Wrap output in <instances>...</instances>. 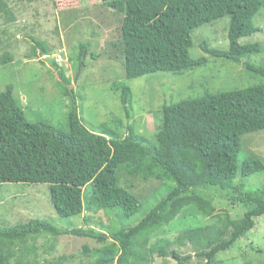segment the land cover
Segmentation results:
<instances>
[{"label": "trees", "instance_id": "1", "mask_svg": "<svg viewBox=\"0 0 264 264\" xmlns=\"http://www.w3.org/2000/svg\"><path fill=\"white\" fill-rule=\"evenodd\" d=\"M263 7L264 0H111L95 8L101 17L106 14L117 21L105 54L109 51L111 58L118 59L125 79L133 80L159 72L183 75L219 60L242 64L259 55V45L243 46L239 40L260 31L253 19ZM0 14L6 24L15 20L2 1ZM224 17L230 20L228 50L203 44L201 50L207 57L192 60V32ZM33 41L31 55L36 57L38 50L48 56V48ZM88 47V43L79 45L78 71L85 66ZM51 64L62 81L60 94L68 96L70 78L55 62ZM244 66L249 76L264 80V65ZM111 90L120 94L128 116L131 89L113 83ZM259 132H264V83L164 106L152 142L132 126L127 127L126 136L91 132L74 107L66 129L47 121L29 122L13 96V87L7 86L0 90V184L46 185L58 218L68 220L88 212L85 223H89L93 216L107 212L119 219L122 228L106 235L104 226L99 231L58 230L45 220L10 228L0 225V264H36L37 257L32 260L30 255L38 256V249L29 243L65 235L97 245L83 246L84 258L70 264H143L147 256L165 259L161 264H192L194 258L199 264H221L216 257L234 247L253 230L255 220L264 216V187L245 191L243 184L263 172L264 163L253 154L239 160L242 137ZM131 180L159 181L166 195L136 226L126 227L125 222L141 208L132 193L134 186L128 183ZM207 193L230 200L241 216L233 217L227 209L217 213ZM187 207L212 223L185 230L172 243L161 239L147 247L149 238ZM205 218H200L201 223ZM172 245L180 249L170 251ZM189 248L193 255L185 253Z\"/></svg>", "mask_w": 264, "mask_h": 264}, {"label": "rangeland", "instance_id": "2", "mask_svg": "<svg viewBox=\"0 0 264 264\" xmlns=\"http://www.w3.org/2000/svg\"><path fill=\"white\" fill-rule=\"evenodd\" d=\"M0 1L7 4L15 17L10 24L0 18V90L7 86L13 87V96L29 122L47 121L58 129H66L70 110L74 107L80 122L91 132H114L126 136L127 127L132 126L137 134L152 142L155 140L152 134L160 125L164 106L198 99L205 93H226L264 83L263 79L249 76L244 66L264 65V7L253 19L254 26L260 31L239 40V44L243 46L259 45L261 53L242 64L219 60L183 75L159 72L126 80L121 62L111 58L109 51L105 54L109 49L107 42L112 39L117 21L110 18V15L102 14L101 17L95 8L111 0ZM76 12H80V15ZM0 15L3 17V14ZM229 21V17H224L194 30L191 34L189 57L194 61L206 58L207 55L201 50L203 44L213 49L228 50ZM68 22H71L69 26L66 25ZM33 40L48 48V56H41L38 50L36 57L31 55L35 46ZM84 43L89 44L88 53L83 61L84 68L78 71L79 45ZM60 51H63L66 62L57 66L72 82V91L68 96L60 94L58 87L62 81L51 64ZM90 55L95 58L92 59ZM5 58L11 61L2 63ZM113 83L125 84L131 89L132 99L128 105L131 113L128 116L124 112L120 94L111 90ZM252 154L264 163V132L242 137L239 160L243 161ZM128 183L134 186L132 193L141 204L140 211L125 222L126 227H134L166 193L165 186L161 188L162 183L159 181L131 180ZM243 184L245 191L263 188L264 171L244 180ZM209 192L218 193L215 189H210ZM207 194L216 204L217 213L227 209L233 217L241 216V212L231 206L230 200L228 202L221 196ZM88 215V212H84L80 217L68 220L58 218L46 185L0 184V225L3 227L10 228L31 220H45L58 230L82 227L99 231L104 226L108 228L106 235L122 228L114 214L100 212L89 223H85ZM200 218L205 216L192 207L185 208L171 224L162 227L161 231L149 238L147 247L161 239L172 243L185 230L212 223L210 218H205V223H201ZM29 244H35L38 249V256L30 255L32 260L37 257L36 264H70L73 260L84 258L83 246H97L89 239H74L70 235L57 239L41 237ZM174 249L180 248L172 245L170 251ZM185 253L193 255L190 248ZM72 254L75 257L70 259ZM163 260L165 259L147 256L143 264H161ZM216 260L221 264H264V216L257 218L253 230L229 251L219 254ZM200 262L197 258L192 260V264Z\"/></svg>", "mask_w": 264, "mask_h": 264}, {"label": "clouds", "instance_id": "3", "mask_svg": "<svg viewBox=\"0 0 264 264\" xmlns=\"http://www.w3.org/2000/svg\"><path fill=\"white\" fill-rule=\"evenodd\" d=\"M57 55H61V61L60 62H57L56 61V56ZM54 62L57 64V65H60V64H62V63H64V62H66V57H64L63 56V51H60V52H58L55 56H54Z\"/></svg>", "mask_w": 264, "mask_h": 264}, {"label": "built area", "instance_id": "4", "mask_svg": "<svg viewBox=\"0 0 264 264\" xmlns=\"http://www.w3.org/2000/svg\"><path fill=\"white\" fill-rule=\"evenodd\" d=\"M61 59H62V58H61V55H57V56H56V61H57V62H60Z\"/></svg>", "mask_w": 264, "mask_h": 264}]
</instances>
